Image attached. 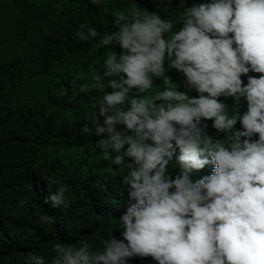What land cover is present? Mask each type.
<instances>
[{"label":"clouds","instance_id":"1","mask_svg":"<svg viewBox=\"0 0 264 264\" xmlns=\"http://www.w3.org/2000/svg\"><path fill=\"white\" fill-rule=\"evenodd\" d=\"M179 23L174 31L159 14L131 8L117 13L118 30L104 35L103 47L123 51L110 52L103 76L95 77L93 89L108 77L112 91L103 95L95 127L84 124L81 131L107 134L99 147L115 165H127L123 182L135 203L119 218L123 239H107L96 251L87 241L55 244L51 264H129L133 257L157 264H264V0H209L186 7ZM87 33L79 31L78 38L98 35L95 28ZM166 60L198 97L165 76ZM154 77H165L167 86L149 95ZM222 96L236 104L244 99L247 111L229 116ZM205 120L226 138L208 135ZM238 120L243 131L235 130ZM175 148L182 174L172 179L166 170ZM209 164L213 174L192 182L190 174ZM49 202L66 208L65 189ZM40 221L54 223L55 217L45 212ZM26 264L46 261L29 253Z\"/></svg>","mask_w":264,"mask_h":264},{"label":"trees","instance_id":"2","mask_svg":"<svg viewBox=\"0 0 264 264\" xmlns=\"http://www.w3.org/2000/svg\"><path fill=\"white\" fill-rule=\"evenodd\" d=\"M204 2L209 0H105L101 6L90 0H0V264H26L29 253L51 264L55 244L79 247L87 241L96 251L107 239H123L119 218L135 203L123 182L127 165L117 166L103 155L98 141L107 134L89 136L81 131L84 124L95 127L91 121L103 95L112 91L108 77L104 87L93 89L95 77L103 76L110 52L123 51L118 45L103 47L101 41L118 30L117 13L131 8L156 13L172 21L175 31L182 27L184 9ZM89 28L98 35L82 42L78 32L87 35ZM165 68V76L180 91L199 96L167 60ZM153 80L149 95L167 86L165 77ZM242 80L247 83L246 76ZM129 95L135 96L136 90ZM219 99L229 116L247 111L244 99L239 104L231 97ZM99 120L102 124L104 117ZM203 123L213 139L226 138L212 127V120ZM117 128L123 131L125 126ZM235 130H244L239 120ZM179 155L175 148L167 165L172 179L182 174ZM213 168L209 164L194 170L190 179L210 176ZM59 187L65 189L66 208L45 203ZM45 212L55 217L54 223L40 221ZM129 264L157 262L133 257Z\"/></svg>","mask_w":264,"mask_h":264}]
</instances>
